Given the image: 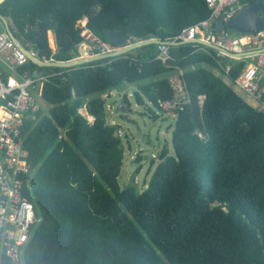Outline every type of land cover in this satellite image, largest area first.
Instances as JSON below:
<instances>
[{"label":"trees","instance_id":"obj_1","mask_svg":"<svg viewBox=\"0 0 264 264\" xmlns=\"http://www.w3.org/2000/svg\"><path fill=\"white\" fill-rule=\"evenodd\" d=\"M0 14L38 59L69 62L83 18L104 41L105 30L165 40L210 10L204 0H5ZM156 53L150 44L70 68L27 63L52 76L39 97L47 113L22 127L24 195L40 221L21 264H264V112L233 88L246 61L193 44L171 46L166 65ZM179 69L190 102L175 110L173 153L160 150L143 190L133 178L122 186V128L107 121L101 94L134 86L136 105L157 108L175 95L165 74ZM121 101L130 111L126 94Z\"/></svg>","mask_w":264,"mask_h":264},{"label":"built area","instance_id":"obj_2","mask_svg":"<svg viewBox=\"0 0 264 264\" xmlns=\"http://www.w3.org/2000/svg\"><path fill=\"white\" fill-rule=\"evenodd\" d=\"M256 1V0H254ZM210 15L207 19L189 26L172 38L161 40L157 44L155 59L166 65L172 58L171 46L183 42L193 44L197 50L209 48L202 43H209L230 54L241 57H230L221 51H216L217 57H230L246 61L242 79L235 84L237 91L253 99L259 104L258 109L264 112V28L257 34H238L230 31L214 32L215 21L234 17L242 9L240 0H204ZM80 23V25H79ZM80 28L81 42L76 46L74 60L109 54L117 47L96 36L88 27L87 19L83 18L77 24ZM141 40L129 37L126 44ZM202 42V43H201ZM55 46V44H54ZM50 46L52 54L56 47ZM30 51L34 56L35 54ZM123 55V54H122ZM56 61L52 57L47 62ZM28 57L9 38L5 31H0V264L8 259L12 263L21 264L23 248L29 242L34 225L40 221L36 215L33 203L24 195V187H29V178L23 176L29 172L26 161V151L22 147V127L27 122H36L40 110L39 97L44 83L52 74H42L29 70ZM228 67L225 68V71ZM179 75L182 71L179 69ZM180 95H174L169 100H158L157 109L170 119L175 117V110L182 109L190 102L183 88ZM115 91L101 94L107 102L116 96ZM202 105L203 96L199 98Z\"/></svg>","mask_w":264,"mask_h":264},{"label":"rangeland","instance_id":"obj_3","mask_svg":"<svg viewBox=\"0 0 264 264\" xmlns=\"http://www.w3.org/2000/svg\"><path fill=\"white\" fill-rule=\"evenodd\" d=\"M173 72L174 71L169 72L165 74V76L169 77ZM224 80L228 83L226 78H224ZM233 88L247 104L252 107H258L259 104L256 101L244 95L242 92L237 91L235 87ZM134 90V86L127 87L124 92L117 93L116 96L112 98V103L116 106L121 102L122 95H127L130 101L128 117L132 122L125 119L119 112H115L113 109H110L111 107L107 106L106 117L109 123L118 124L122 128L120 138L123 147V163L119 177L120 185L130 184L133 178L139 190H143V184L146 179L148 180L149 172L152 171L154 166L159 162L158 154L160 150L166 148L170 155L173 153L171 132L174 127V121L169 117L163 116L159 110L150 103L146 102V106L136 105L133 98ZM175 93L176 95H180L181 92L177 89ZM40 110L43 113H47L46 106L43 102L40 104ZM78 112H84L83 108L79 109ZM138 156L142 159L139 162H135ZM151 159L154 160L153 166L150 165ZM139 165L141 166V170L136 173L135 171Z\"/></svg>","mask_w":264,"mask_h":264},{"label":"water","instance_id":"obj_4","mask_svg":"<svg viewBox=\"0 0 264 264\" xmlns=\"http://www.w3.org/2000/svg\"><path fill=\"white\" fill-rule=\"evenodd\" d=\"M3 1L5 0H0V4L3 3ZM263 28H264V0H256L253 1L251 4H249L248 6L243 7V9L238 14H236L234 17L227 20L226 22H223L222 17H219L215 21L212 30L214 32L230 31L238 34H257ZM0 31H5L8 34L9 38L25 53L29 61L40 67L70 68L85 63L93 62L96 60L117 57L122 54L133 51L139 47L150 44L157 45L158 43L161 42L158 39H147L132 44H126L127 41L129 40L128 35H125L118 30L116 31L105 30L103 31V33L107 41L110 42L113 46L119 48L116 51L109 54L97 55V56H92L84 59H77L69 62H61V61L47 62L38 59L36 56H34L30 51L26 50L19 43V41L16 39L12 31L10 30L7 20L1 14H0ZM181 44H189V42H183ZM202 44L216 51H221L226 55H229L230 57L237 58L242 56L239 54H230L227 51L217 48L216 46L209 43H202ZM116 112H119L125 117V119L132 122L128 117V107L124 101H121L117 105Z\"/></svg>","mask_w":264,"mask_h":264},{"label":"crops","instance_id":"obj_5","mask_svg":"<svg viewBox=\"0 0 264 264\" xmlns=\"http://www.w3.org/2000/svg\"><path fill=\"white\" fill-rule=\"evenodd\" d=\"M49 35H51L52 37V46H54V38H53V34L52 33H49L48 34V37ZM55 47V46H54ZM172 88L174 89V91L176 92L177 89H180V87H182L181 85V81H180V75L178 74V70H175L169 77H167ZM176 94V93H175ZM107 104L109 105V107H111L110 109H113L115 112H116V106L114 103H112V98L107 102ZM255 107V106H254ZM259 107V105H258ZM256 106V108H258ZM83 111L84 112H81L80 114L83 115L89 122H92L93 121V117L89 116L86 112V110L83 108ZM113 111V112H114ZM107 115V113H106ZM107 118V117H106ZM108 121V120H107ZM109 122V121H108ZM113 124V123H112Z\"/></svg>","mask_w":264,"mask_h":264}]
</instances>
